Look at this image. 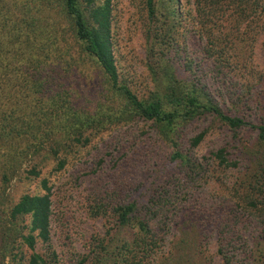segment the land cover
Here are the masks:
<instances>
[{"label":"trees","instance_id":"trees-1","mask_svg":"<svg viewBox=\"0 0 264 264\" xmlns=\"http://www.w3.org/2000/svg\"><path fill=\"white\" fill-rule=\"evenodd\" d=\"M145 6L150 77L147 95L138 97L120 80L110 0H0V183L25 174L39 186L3 211L0 236L5 252L15 243L25 247V264H67L37 249L51 243L56 220L49 176L67 172L77 149L93 137L132 122L150 124L169 150L166 158L147 181L100 187L87 196L90 219H104L107 231L68 264H164L158 259L173 226L200 234L215 229L218 253L229 259L246 224L264 229V121L248 118L255 101L237 79L245 71L248 76L249 58L241 50H253L264 35V0H145ZM179 29L197 38L193 55L181 49ZM87 64L97 84L85 81ZM221 86L235 97L227 101L232 107L214 93ZM198 123L206 127L184 141ZM214 124L231 132V140L198 156ZM243 130L255 133L250 148L233 143ZM109 134L101 138L107 150L119 142V134ZM233 148L246 149L244 159L231 154ZM242 160L243 176L230 188L222 173ZM105 162L104 156L94 160L96 167ZM214 168L222 171L215 175L221 200L206 209L198 206L196 191L215 178Z\"/></svg>","mask_w":264,"mask_h":264},{"label":"rangeland","instance_id":"rangeland-1","mask_svg":"<svg viewBox=\"0 0 264 264\" xmlns=\"http://www.w3.org/2000/svg\"><path fill=\"white\" fill-rule=\"evenodd\" d=\"M104 1L95 0V3L100 5ZM81 4L86 6L85 3L81 2ZM110 5L111 22L116 27L113 30L115 35L113 50L120 72V80L125 82L138 97H143L149 90L150 77V71H147L145 67L146 62L150 59L148 56L149 47L146 43L150 19L147 15L145 0H110ZM70 33L71 31H69L68 37ZM182 33V29H179L178 40L180 43L182 42L181 49L184 48L189 55H193L195 46L192 43L197 38L191 32V37L184 36ZM263 37L264 35L258 37L252 52L241 50L242 58H249L247 70L249 77H246L245 71L244 77L237 78L239 84L243 85L244 93H250L255 101L248 115V118L254 123L264 121ZM87 65L88 69L83 68L82 70L85 81L90 84L91 80L97 84L95 70L89 69L90 65ZM210 83L212 89L217 87V84ZM219 89L213 90L216 95H220L217 96L219 101H223L226 107H232L233 105L227 101L233 100L235 97L226 93L224 86ZM84 102L87 103L86 100ZM127 125L104 131L102 137L105 140L112 137V135H108L112 131L119 134L115 140L119 141L115 142L118 145L111 146L107 150L106 142L101 140L102 134H99L92 138L88 147L77 149V154L80 153V155L73 157L75 159L68 164L67 172L49 176L53 183L52 192L55 195L57 193V199L54 200L56 220L52 222L51 243L43 245L38 243L37 249L40 253L51 255L54 252L57 260L67 264L72 258L77 260L87 254L95 244L94 238L97 233L102 238L105 237L107 231L104 219H90L87 211L89 202L87 196L100 187L105 186V189L113 190L122 187L123 182L124 184L132 182L136 184L147 181L152 171H156L160 162L166 158L169 150L165 144L160 143L149 123L132 122ZM203 127H206L205 123L191 126L183 138L184 141ZM239 136L238 141L233 139L235 145L236 143L244 144L248 148L254 145L255 133L253 131L243 130ZM231 137V132L224 131L218 124L211 125L209 133L202 141L201 146L196 149V153L198 156H207L211 151L213 152L229 142ZM110 142L113 143L114 139ZM245 150L243 152L240 150L242 155ZM106 152L111 153L110 156H107ZM230 152L234 156L244 159L237 148L231 149ZM100 156H104L107 162L103 167H96L94 160ZM92 168H95V174H89ZM214 170H218L212 174L215 178L196 191L198 206L201 205L202 208L207 209L212 204H218L221 200L223 185L218 182L219 178L215 175H220L222 171L216 168ZM244 170L245 163L242 160L239 168L222 173L223 177H226L225 185L227 184L231 188L238 184L239 180L237 179L242 178ZM38 192V180H28L25 178V174L21 177L15 176L3 185L0 183V217L3 211L7 212L9 207L22 195ZM173 227L165 238L162 256H159L158 259L164 264H264V229H257L254 223L250 222L245 225L241 240L235 239L234 248H230L232 256H229V259L222 258L218 253L219 245L215 229H206L200 234L197 229ZM1 239L0 236V264H25L27 255L25 247L15 243L13 252L9 250L5 252ZM14 255H16L15 259Z\"/></svg>","mask_w":264,"mask_h":264}]
</instances>
